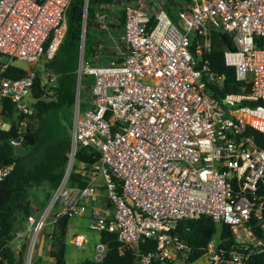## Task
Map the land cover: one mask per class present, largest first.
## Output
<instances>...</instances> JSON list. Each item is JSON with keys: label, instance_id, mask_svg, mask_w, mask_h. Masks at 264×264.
<instances>
[{"label": "built area", "instance_id": "1", "mask_svg": "<svg viewBox=\"0 0 264 264\" xmlns=\"http://www.w3.org/2000/svg\"><path fill=\"white\" fill-rule=\"evenodd\" d=\"M68 3L0 0V111L5 98L15 122L11 147L23 141L25 116L33 113L34 77L40 85L54 80L48 68L44 77L27 65L54 54ZM161 3L123 0L116 36L109 5L99 3L93 20L102 37L85 57L82 0L67 159L44 205L13 231L15 248L24 242L20 264H33L46 223L86 209L87 227L115 233L122 246L153 239L154 248L137 253L132 264H247L248 249H264V236L254 232L264 235V146L252 135V129L264 134V0H177L176 21ZM215 29L233 44L222 48V57L240 81L239 90L220 98L210 86L223 77L205 57ZM13 59L25 62L22 76L2 74ZM83 73L91 81L80 99ZM8 126L0 113V129ZM79 146L91 147L97 158L75 165ZM11 165L0 162V179ZM72 169L82 184L68 183ZM200 214L227 224L236 244L225 247L211 237L185 261L191 248L171 230L176 219ZM70 242L81 246L85 237L73 232ZM94 247L93 259H102L107 242L98 239Z\"/></svg>", "mask_w": 264, "mask_h": 264}, {"label": "trees", "instance_id": "2", "mask_svg": "<svg viewBox=\"0 0 264 264\" xmlns=\"http://www.w3.org/2000/svg\"><path fill=\"white\" fill-rule=\"evenodd\" d=\"M112 1L87 0L86 21L93 24V11L97 5L99 3L110 5ZM176 1L169 0L168 3H161L173 21L177 20V16L172 12V8L176 9ZM81 15L82 0H69L65 11V31L62 39L52 57L44 60L45 67L54 74V80L46 86L39 84L37 76L33 79L30 90L33 98V113L25 116V124L22 128L25 152L22 155L14 154L8 143V137L15 134V122L12 118L13 107L5 98L1 99L0 113L9 120V126L7 129H0V162L12 165L8 174L0 179V264H20L24 242L21 241L19 248L15 249L12 240L13 231L23 226L24 217L28 213H36L43 206L51 190L59 181L66 163L69 137L62 140L51 137L46 131L44 117L49 109H60L70 129ZM123 19V7L121 6L117 9L116 25L112 27L114 33L122 26ZM95 38H98L95 33L88 34L85 29L83 51L85 57L92 51V42ZM211 42L212 47L209 52L205 53V57L210 69L222 75L223 79L218 84L211 85L210 89L214 97L220 98L225 92L239 90L240 81L234 77L233 66L223 61L222 48L233 47L227 33L218 29L212 30ZM24 72L23 67L9 63L2 74L19 77ZM80 81V89L87 94L91 75L83 73ZM252 135L256 144L264 146V134L252 129ZM96 158L97 152L89 146H79L75 149V165L89 163ZM76 182L83 183L76 170L72 169L68 183ZM38 187H41V197L37 193ZM116 189L120 190L119 185ZM68 222L66 216H61L54 223L50 247V255L54 264H68L64 260V241ZM171 231L191 248L185 261L196 258L201 253L204 243L211 237H215L218 244L225 247H233L236 244L229 226L213 221L206 214L191 218H178ZM254 232L264 236L258 228H255ZM98 239L107 242L106 253L102 259L85 258L79 264H132L137 253L154 248V241L149 238L138 239L134 246H122L115 233L106 230L98 231ZM33 264L39 263L34 261ZM247 264H264V249L251 252L248 255Z\"/></svg>", "mask_w": 264, "mask_h": 264}, {"label": "rangeland", "instance_id": "3", "mask_svg": "<svg viewBox=\"0 0 264 264\" xmlns=\"http://www.w3.org/2000/svg\"><path fill=\"white\" fill-rule=\"evenodd\" d=\"M161 2L168 3L169 0H161ZM172 12L174 13V15H176L175 8H172ZM121 27L118 28L117 31L118 34L121 32ZM86 32L91 35L95 33L98 36H102L101 32L94 26L87 25ZM44 60L45 59L43 58H39L34 63H29L27 66L35 70L41 76L44 75V77H46L45 74L47 68L44 65ZM12 63L21 67H25V62L19 59H13ZM45 80H46L45 81L46 86L50 85L53 81V79H50L49 77L48 79L45 78ZM85 95L86 94L80 89V99H83ZM82 108H83V102L80 101V105H79L80 112ZM44 125L46 127V131L51 135V137L57 140H62L66 137H69L70 135V129L68 123L66 119L63 117L60 109H49L44 117ZM37 191H38L37 192L38 196L41 197V192H42L41 187H38ZM85 222L86 220H84L83 223L80 225L73 226V228L68 229L66 233V237L64 241V260L67 261L68 264H79V262L85 258H93L95 251L94 246L97 244L98 241V231L88 228ZM73 232H79L84 235L85 242H83L81 246H75L73 243L69 241V238L71 237Z\"/></svg>", "mask_w": 264, "mask_h": 264}, {"label": "crops", "instance_id": "4", "mask_svg": "<svg viewBox=\"0 0 264 264\" xmlns=\"http://www.w3.org/2000/svg\"><path fill=\"white\" fill-rule=\"evenodd\" d=\"M152 1L157 3L159 0H152ZM111 3L112 4H110L108 8L109 13L112 17L110 31L116 36V35H119L120 33L119 34L117 32L114 33L112 30V27L116 25L117 9L122 6L123 0H113ZM88 25H93L94 27H96L95 23L90 24L89 22ZM121 30H122V27H121ZM87 216H88V210L86 209L81 214L72 217L68 222V229H72L73 226L82 224L84 220H87ZM53 227H54V224L50 222L46 223L39 235L38 241L36 242L34 261H37L39 264H54V260L52 256L50 255L51 233L53 231ZM69 241H70V238H69Z\"/></svg>", "mask_w": 264, "mask_h": 264}, {"label": "water", "instance_id": "5", "mask_svg": "<svg viewBox=\"0 0 264 264\" xmlns=\"http://www.w3.org/2000/svg\"><path fill=\"white\" fill-rule=\"evenodd\" d=\"M12 151L16 155H22L25 152V143L23 141H20L18 144H15L12 147ZM257 250H258V248L248 249L249 252H254V251H257Z\"/></svg>", "mask_w": 264, "mask_h": 264}]
</instances>
